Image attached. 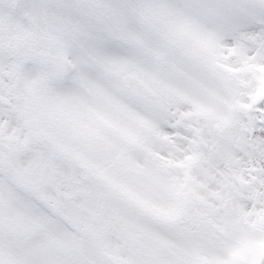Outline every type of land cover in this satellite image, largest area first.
I'll return each instance as SVG.
<instances>
[{
	"label": "snow or ice",
	"instance_id": "obj_1",
	"mask_svg": "<svg viewBox=\"0 0 264 264\" xmlns=\"http://www.w3.org/2000/svg\"><path fill=\"white\" fill-rule=\"evenodd\" d=\"M0 264H264V0H0Z\"/></svg>",
	"mask_w": 264,
	"mask_h": 264
}]
</instances>
